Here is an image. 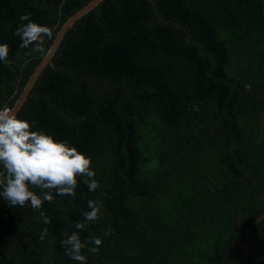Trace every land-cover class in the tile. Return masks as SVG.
I'll list each match as a JSON object with an SVG mask.
<instances>
[{
    "label": "trees",
    "instance_id": "trees-1",
    "mask_svg": "<svg viewBox=\"0 0 264 264\" xmlns=\"http://www.w3.org/2000/svg\"><path fill=\"white\" fill-rule=\"evenodd\" d=\"M90 1L0 0V109ZM24 14L52 32L42 52L14 35ZM16 116L90 157L99 186L78 177L40 209L0 197V264H79L61 241L90 200L77 234L102 244L85 264H264V0H103Z\"/></svg>",
    "mask_w": 264,
    "mask_h": 264
},
{
    "label": "clouds",
    "instance_id": "clouds-1",
    "mask_svg": "<svg viewBox=\"0 0 264 264\" xmlns=\"http://www.w3.org/2000/svg\"><path fill=\"white\" fill-rule=\"evenodd\" d=\"M19 19L21 22L27 21L14 33L21 39L20 47L35 45L33 51L42 52L44 38L51 37V30L32 22L29 14ZM7 56L8 45L0 44V62L10 63ZM245 87L250 88L249 85ZM33 126L18 118L10 108L0 109V197L11 207H23L30 202L33 209H40L45 201L51 203L54 200L52 190L56 195L74 196L78 177H86L83 182L89 191L98 188L90 157L70 146L67 141H57L43 131L32 130ZM32 188L40 189L41 195H37ZM88 208L90 210L83 213V221L74 226L77 231L61 241L65 254L79 264L86 261L81 254L82 249L87 247L89 252L95 254L102 244L99 237L82 242L77 234L85 228L86 223L95 222L99 217L98 202L88 201ZM40 218L45 224L50 223L43 212L37 217L38 220ZM46 234L45 229L40 238L43 239Z\"/></svg>",
    "mask_w": 264,
    "mask_h": 264
},
{
    "label": "water",
    "instance_id": "water-1",
    "mask_svg": "<svg viewBox=\"0 0 264 264\" xmlns=\"http://www.w3.org/2000/svg\"><path fill=\"white\" fill-rule=\"evenodd\" d=\"M101 1L103 0H92L87 5H85L82 9L77 11L75 14H73L71 17H69L60 27V29L57 31L48 51L44 55V57L41 59L40 63L36 66L32 74L30 75L28 81L26 82L22 93L16 100L14 106L11 108L13 113L17 115V112L22 107L23 103L25 102L27 96L29 95L34 83L38 79L39 75L42 73V71L45 69V67L51 63V59L53 58L56 50L58 49L62 39L64 38V35L66 32L84 15H86L88 12H90L94 7H96ZM257 221L253 223L255 225ZM252 225V226H253ZM251 226V227H252ZM249 229L246 231V235H248ZM247 240V238H246Z\"/></svg>",
    "mask_w": 264,
    "mask_h": 264
}]
</instances>
